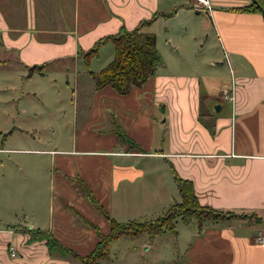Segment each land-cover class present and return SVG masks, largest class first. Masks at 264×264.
I'll list each match as a JSON object with an SVG mask.
<instances>
[{"label":"crops","instance_id":"obj_1","mask_svg":"<svg viewBox=\"0 0 264 264\" xmlns=\"http://www.w3.org/2000/svg\"><path fill=\"white\" fill-rule=\"evenodd\" d=\"M208 2L205 12L196 0H0V65L64 80L72 107L70 119L60 109L50 138L0 129V264H69L31 239L39 232L89 253L98 237L86 222L103 234L109 223L80 184L126 223L136 221L117 219L127 211L180 201L173 172L201 206L233 216L176 218V234L141 236L131 264H149L140 246L155 250L150 264H264V17L241 10L251 0ZM149 19L140 31L155 35L163 64L124 94L96 88L90 72L114 46L102 44L88 65L80 52ZM42 64V74H27ZM16 131L27 148L6 146Z\"/></svg>","mask_w":264,"mask_h":264},{"label":"trees","instance_id":"obj_2","mask_svg":"<svg viewBox=\"0 0 264 264\" xmlns=\"http://www.w3.org/2000/svg\"><path fill=\"white\" fill-rule=\"evenodd\" d=\"M241 10L258 11L264 17V0H251V4ZM149 20H142L131 30L120 27L114 34L99 38L94 45L81 51L84 63L89 64L91 57L97 55L100 46L110 42L114 46V55L112 60L97 73H92L96 88L104 85H110L117 93L124 94L132 86H141L148 78L155 74L158 66L163 64V59L155 46V35L144 33L140 28L149 23ZM45 65H36L28 67V75L33 72L42 74ZM174 180L180 196L179 202H174L167 207L164 212L154 219L157 224L146 225L145 221H128L119 223L115 221L108 212H106L97 200L92 196L88 188L80 184L87 201L92 207L103 216L109 223V231L106 234L101 233L100 229L92 224L96 230L98 241L94 248L86 255H78L71 249L58 242L49 232H39L32 235V240H45L48 250L58 253L63 258L72 259L69 264H102L101 261L108 259L110 244L122 235L133 236L141 232H146L149 237L165 234L174 230V220L180 218L182 221L196 219H223L232 217L230 212H221L212 208L201 206L193 192L192 183L189 180L180 178L175 172ZM78 183H81L78 181ZM153 221V222H154Z\"/></svg>","mask_w":264,"mask_h":264},{"label":"rangeland","instance_id":"obj_3","mask_svg":"<svg viewBox=\"0 0 264 264\" xmlns=\"http://www.w3.org/2000/svg\"><path fill=\"white\" fill-rule=\"evenodd\" d=\"M21 72L23 71L11 68L10 64L0 65V129H3L5 134L16 128L29 129L28 132L33 135L50 138L56 133V131L50 128L51 126L53 127L52 122L59 117L60 109L63 108L62 110L64 111V117L66 119H70L71 117L72 107L69 106L68 92L66 90L67 84L64 80L53 78L51 75L42 77L34 76L33 78L27 79L25 73L24 76L20 75ZM54 95H56V98H53ZM60 100H63L61 106H59ZM23 137V132L16 131L10 138L11 141L9 139L8 143H6V146L19 149L27 148L21 143ZM62 148L66 149L68 147L64 144ZM17 154L19 153H14L10 156L12 158L17 156L15 158L21 159L22 157H25V159L29 157V155ZM49 190L47 184V191L49 192ZM80 190L84 193L81 186ZM178 198H180L179 195ZM144 204L147 205L149 202H145ZM157 208L158 206L149 207V210H141V214H138V211L136 213L127 211L124 217L122 216L117 219L123 220L127 217H131L129 219H132L134 217L136 221H145L146 225H152L150 222L155 225L157 222H155L154 219L163 213L158 212ZM143 214L147 216H143ZM128 218L126 220H128ZM175 226H177L175 227L177 230V228H180L181 222L176 223ZM168 233H170V231H167L166 234ZM145 234V232H141L133 236H120L111 243L109 253L111 259L102 260L101 263L131 264L133 260L131 253L135 247L140 245L141 236ZM145 248L146 247L140 246V250L146 252V254L143 255L148 256L150 264L151 259L153 262L152 257L155 254H153L155 250L147 251ZM152 254L153 256L151 257ZM147 256L145 258H147ZM142 259L144 260V258ZM68 260L71 262L73 261L72 259ZM75 264L79 263L75 262Z\"/></svg>","mask_w":264,"mask_h":264},{"label":"built area","instance_id":"obj_4","mask_svg":"<svg viewBox=\"0 0 264 264\" xmlns=\"http://www.w3.org/2000/svg\"><path fill=\"white\" fill-rule=\"evenodd\" d=\"M194 10L195 11H205V12L209 11L210 10V5H209L208 0H196V4L194 6ZM225 98L227 100H230L231 99V94L230 95L227 94L225 96ZM258 241L264 242V236L258 237ZM8 251L10 253V256H12V257L16 256L15 249H14L13 246L8 247Z\"/></svg>","mask_w":264,"mask_h":264},{"label":"water","instance_id":"obj_5","mask_svg":"<svg viewBox=\"0 0 264 264\" xmlns=\"http://www.w3.org/2000/svg\"><path fill=\"white\" fill-rule=\"evenodd\" d=\"M218 108V107H217Z\"/></svg>","mask_w":264,"mask_h":264}]
</instances>
